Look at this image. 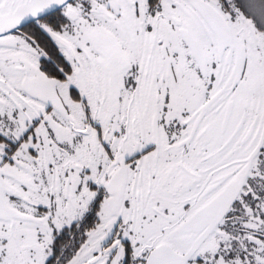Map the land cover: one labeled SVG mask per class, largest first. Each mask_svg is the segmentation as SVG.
<instances>
[{
	"label": "snow or ice",
	"instance_id": "6c2138e0",
	"mask_svg": "<svg viewBox=\"0 0 264 264\" xmlns=\"http://www.w3.org/2000/svg\"><path fill=\"white\" fill-rule=\"evenodd\" d=\"M0 264H264V0H0Z\"/></svg>",
	"mask_w": 264,
	"mask_h": 264
}]
</instances>
